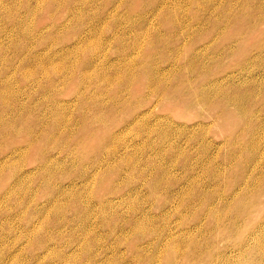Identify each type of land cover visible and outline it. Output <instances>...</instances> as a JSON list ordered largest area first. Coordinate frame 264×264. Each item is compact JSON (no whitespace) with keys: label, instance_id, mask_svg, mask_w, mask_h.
<instances>
[{"label":"rangeland","instance_id":"obj_1","mask_svg":"<svg viewBox=\"0 0 264 264\" xmlns=\"http://www.w3.org/2000/svg\"><path fill=\"white\" fill-rule=\"evenodd\" d=\"M215 263L264 264V0H0V264Z\"/></svg>","mask_w":264,"mask_h":264},{"label":"bare ground","instance_id":"obj_2","mask_svg":"<svg viewBox=\"0 0 264 264\" xmlns=\"http://www.w3.org/2000/svg\"><path fill=\"white\" fill-rule=\"evenodd\" d=\"M219 259H220V258H219ZM219 259H218V260H219ZM221 260H222V259H221ZM219 262H220V260H219ZM215 264H218V263H215ZM220 264H223V263H220Z\"/></svg>","mask_w":264,"mask_h":264}]
</instances>
